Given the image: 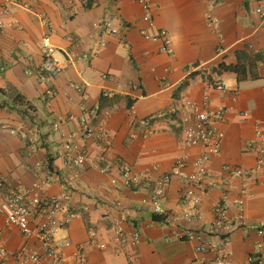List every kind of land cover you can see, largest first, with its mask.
Returning a JSON list of instances; mask_svg holds the SVG:
<instances>
[{
  "label": "crops",
  "instance_id": "1",
  "mask_svg": "<svg viewBox=\"0 0 264 264\" xmlns=\"http://www.w3.org/2000/svg\"><path fill=\"white\" fill-rule=\"evenodd\" d=\"M151 1L153 26L143 19L137 0H95L90 7L83 0L71 5L67 0H0V8L11 11L5 20L17 21L16 26L0 29V189L5 194L28 191L33 182L48 174L49 194H58L65 186L72 188L71 207L76 216L57 237L72 240L64 249L63 264H190L199 255L198 241L181 238L180 231H208L217 203L226 197L228 213L236 221L230 236L231 264H246L248 255L257 251L260 237L256 226L264 221V172L254 169L256 154L247 145L255 137L256 119L264 117V57L259 77L240 82L234 72L219 74L212 68L222 61L235 63L238 50L264 53V18L256 12L262 0ZM211 1L220 18L219 27L206 20ZM38 12L55 29L53 42L64 66L55 77L41 71L46 26ZM104 18L111 20L117 32L104 31ZM160 27L168 32L171 53L161 50V39L142 33L146 29L152 34ZM208 70L226 81V97L206 80ZM189 77V83L181 87ZM48 88L52 94L47 93ZM104 91L110 94L104 95ZM205 95L210 97L211 107L226 105L227 112L220 122L225 132L221 151L208 161L204 184L210 190L201 203L202 216L191 220L182 216L189 203L181 195L182 182L174 177L162 202L174 219L169 223L155 220L151 191L126 186L117 163L127 161L136 172H148L155 178L170 171L178 157H186L189 165L185 171L193 170V161L204 145L185 141L182 101H202ZM96 105L100 106L99 116L110 111L109 142L101 161L108 166L106 173L95 169L90 160L71 166L57 152L72 134L74 143L91 159L102 153L94 140L80 132V116ZM244 111L246 117L241 114ZM151 115L150 133L144 138L137 123ZM55 122L60 123L59 128ZM98 122L95 118L94 123ZM154 164L159 165L158 170L153 169ZM226 164L242 167L244 173L225 170ZM243 189L247 194L239 218L237 203L243 198ZM118 201L129 213L123 223L127 232L140 233L136 245L112 241L113 232L103 214L117 212ZM90 228L98 231L94 240ZM103 239L108 246L101 249L96 243ZM0 245L10 250L39 248L34 239L6 224L3 214ZM10 262L9 258L6 264Z\"/></svg>",
  "mask_w": 264,
  "mask_h": 264
},
{
  "label": "built area",
  "instance_id": "2",
  "mask_svg": "<svg viewBox=\"0 0 264 264\" xmlns=\"http://www.w3.org/2000/svg\"><path fill=\"white\" fill-rule=\"evenodd\" d=\"M74 0H67L71 5ZM88 0H83L86 3ZM143 9V19L150 26L154 25L152 1L137 0ZM25 7H29L24 3ZM215 3L209 2L206 12V20L210 25L219 27L220 18L215 11ZM256 12L264 18V0L256 7ZM11 14L8 8H0V29L13 27L17 25L15 19L5 20V16ZM39 20L46 26V30L41 39V48L43 51V62L41 71L48 77L57 76L64 68L62 61L57 56V46L53 42V33L55 29L51 21L43 13L38 12ZM104 31L115 33L109 18L102 21ZM142 33L151 37L153 40H162L161 50L165 52H173L170 46L168 32L164 28H157L152 34L148 30L143 29ZM220 40L223 35L220 33ZM104 42V41H103ZM105 43V42H104ZM103 43V44H104ZM197 66V64H193ZM205 72L204 76L209 84L217 89L222 96L229 94V87L226 81L220 76H212V72ZM77 89L82 90L81 86ZM48 94H52L51 88L47 89ZM234 99L237 98L238 91H232ZM104 95H109L108 91H104ZM186 110L182 113V133L185 141L191 145H204V150L194 159V169L185 171L189 162L186 157H178L170 171L162 172L157 177H152L148 172L138 173L133 166L124 160L117 163L120 174L126 186L135 188L143 186L151 191V200L154 213L165 215L163 222H172L174 217L166 212L163 207V199L166 196V186L171 180L178 178L183 187L181 195L189 203L188 208L183 212L186 219H196L202 216L201 203L204 196L210 190L209 185L204 184L207 174L208 161L212 156L217 155L221 151L222 141L225 135L224 130L220 127V122L224 120L227 112L226 105H218L211 107L210 97L205 95L202 101L191 99H183ZM100 106L86 110L80 116V132L86 139H92L101 149L102 153L96 159L90 156L79 146L74 143L73 135L61 142L57 152L60 156L67 158V163L71 166L83 165L86 161H91V165L100 171L106 173L108 166L102 164L105 158V149L109 142V130L107 127V115L109 110H105L102 116H99ZM177 112V109H173ZM242 116L248 115L247 111L241 112ZM72 117V116H71ZM99 118L98 124L94 123V119ZM154 116L138 120L141 127L142 136L145 138L150 133V123ZM55 128L60 127L59 122L54 123ZM255 137L247 145L251 147L255 154V167L257 171L264 172V117L256 119L254 123ZM154 170L159 169V165H153ZM224 169L234 171L236 174H243L242 167L224 165ZM51 182V175H47L41 180L33 182L30 190L16 191L5 194L0 189V214H3L6 224L12 225L20 231V233L28 238L34 239L38 244V249L22 247L15 250L8 249L5 245H0V264H6V261L12 259L8 264H63L65 259L64 249L71 245V239L58 240V234L61 228L67 226L76 216L72 209L73 190L69 186L58 194H49L46 186ZM264 182V175H263ZM1 187V182H0ZM246 190H242L243 198L238 199V217H243L244 196ZM226 197L219 201L216 206V216L208 231H199L186 228L180 231L179 236L184 239L197 240L196 251L199 254L190 264H231V252L229 249L230 236L235 228L236 221L228 213L225 205ZM117 212L108 210L103 214L105 221H108L112 229V241L116 244L130 243L136 245L140 241V233L134 231L128 233L123 223L128 219V210L122 206L120 201L117 202ZM257 234L260 239L256 243L257 251L248 255L246 264H264V221L256 226ZM90 236L94 240L98 236L97 229L90 228ZM97 247L104 249L108 246L107 240H97ZM83 247V245H80ZM210 256H207L209 255ZM133 255H129L132 259Z\"/></svg>",
  "mask_w": 264,
  "mask_h": 264
},
{
  "label": "trees",
  "instance_id": "3",
  "mask_svg": "<svg viewBox=\"0 0 264 264\" xmlns=\"http://www.w3.org/2000/svg\"><path fill=\"white\" fill-rule=\"evenodd\" d=\"M95 0H88L85 3V7H90ZM263 52L249 53L245 50L237 51V61L235 63H226L224 61L220 62L218 65L212 68V71L217 73H222L223 71H231L237 75V80L243 81L247 78H257L259 77V63L263 59ZM194 73H191V76ZM190 81V77L187 78L181 87L186 86ZM131 106V104H129ZM49 167L52 168V164L49 163ZM165 218L164 214L153 213V219L162 221Z\"/></svg>",
  "mask_w": 264,
  "mask_h": 264
},
{
  "label": "rangeland",
  "instance_id": "4",
  "mask_svg": "<svg viewBox=\"0 0 264 264\" xmlns=\"http://www.w3.org/2000/svg\"><path fill=\"white\" fill-rule=\"evenodd\" d=\"M26 107H27V110H29V107H28V105H26ZM30 114H31V113H30ZM39 114H40V116H41V117H43V118H44V115H45V114H44V111H43V109H41V111H40V113H39Z\"/></svg>",
  "mask_w": 264,
  "mask_h": 264
}]
</instances>
